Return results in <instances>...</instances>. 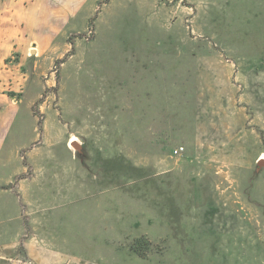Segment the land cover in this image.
I'll return each mask as SVG.
<instances>
[{
	"label": "rangeland",
	"instance_id": "obj_1",
	"mask_svg": "<svg viewBox=\"0 0 264 264\" xmlns=\"http://www.w3.org/2000/svg\"><path fill=\"white\" fill-rule=\"evenodd\" d=\"M79 13L19 94L0 264H264V0Z\"/></svg>",
	"mask_w": 264,
	"mask_h": 264
},
{
	"label": "crops",
	"instance_id": "obj_2",
	"mask_svg": "<svg viewBox=\"0 0 264 264\" xmlns=\"http://www.w3.org/2000/svg\"><path fill=\"white\" fill-rule=\"evenodd\" d=\"M87 1L0 0V187L10 182L13 170L7 146L11 130L21 107L34 102L19 94L30 84L42 89L40 77L74 44L69 36L85 30L89 17L78 16Z\"/></svg>",
	"mask_w": 264,
	"mask_h": 264
},
{
	"label": "built area",
	"instance_id": "obj_3",
	"mask_svg": "<svg viewBox=\"0 0 264 264\" xmlns=\"http://www.w3.org/2000/svg\"><path fill=\"white\" fill-rule=\"evenodd\" d=\"M183 151H184V148H182V147L175 148L172 151V155L173 156H179L180 154H182Z\"/></svg>",
	"mask_w": 264,
	"mask_h": 264
},
{
	"label": "bare ground",
	"instance_id": "obj_4",
	"mask_svg": "<svg viewBox=\"0 0 264 264\" xmlns=\"http://www.w3.org/2000/svg\"><path fill=\"white\" fill-rule=\"evenodd\" d=\"M75 148H78V145L77 144H74ZM260 164H262V162H260Z\"/></svg>",
	"mask_w": 264,
	"mask_h": 264
},
{
	"label": "water",
	"instance_id": "obj_5",
	"mask_svg": "<svg viewBox=\"0 0 264 264\" xmlns=\"http://www.w3.org/2000/svg\"><path fill=\"white\" fill-rule=\"evenodd\" d=\"M78 145V144H77ZM78 147H79V149H80V146L78 145ZM259 165L261 166V164H260V161H259Z\"/></svg>",
	"mask_w": 264,
	"mask_h": 264
}]
</instances>
